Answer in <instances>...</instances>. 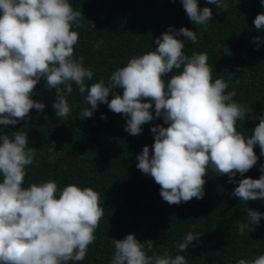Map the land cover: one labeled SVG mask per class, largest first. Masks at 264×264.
Returning <instances> with one entry per match:
<instances>
[{
  "label": "clouds",
  "instance_id": "9594fccd",
  "mask_svg": "<svg viewBox=\"0 0 264 264\" xmlns=\"http://www.w3.org/2000/svg\"><path fill=\"white\" fill-rule=\"evenodd\" d=\"M180 2L195 25H206L213 17L212 9H201L197 0ZM206 3L218 11L227 7L226 0ZM83 19L69 0H0V125L27 121L33 109L44 112L45 104L32 99L41 80L47 89L55 90L56 117L66 118L71 107L65 93L71 94L75 85L85 97L81 119L91 118L99 104H107L110 111L126 117L124 130L137 136L142 125L162 118L167 127L151 128V155L145 146L136 156V167L159 185L160 196L170 206L203 199L204 177L209 170L227 175L228 183L238 184L232 196L242 204L264 200V174L259 179H233L237 174L243 177L257 164L255 147L264 156V116L256 117L251 107L235 102L237 93L235 89L227 91V82L213 80L206 53H184L185 43L177 37L195 44L196 32L169 27L155 39L158 47L154 51L117 68L107 85L103 80L87 85L85 81L92 80L93 72L84 67L82 56L74 57L79 33L73 25L79 28ZM253 23L256 30L264 29V12ZM253 43L264 40L256 36ZM174 69L177 74L166 81L164 77ZM117 89L123 90L122 95L115 92ZM110 93L113 98L109 101ZM246 117L259 121L247 138L236 128L237 121ZM28 144V134L20 130L11 137L0 134V264L83 261L104 216L99 193L74 184L60 190L53 180L23 187L26 168L33 165L37 152ZM54 149L55 142L49 151L59 155ZM49 160L54 162L55 155ZM259 170L264 173V165ZM247 216L250 224L257 225L264 214L247 208ZM248 227L241 223L239 235ZM200 236L187 233L177 245L178 251L186 252ZM111 240V264H188L182 255H148L154 242L141 243L133 234ZM237 264H264V255L239 259Z\"/></svg>",
  "mask_w": 264,
  "mask_h": 264
},
{
  "label": "trees",
  "instance_id": "16d2710c",
  "mask_svg": "<svg viewBox=\"0 0 264 264\" xmlns=\"http://www.w3.org/2000/svg\"><path fill=\"white\" fill-rule=\"evenodd\" d=\"M197 2L201 9H212L213 17L206 25L190 21L180 0H69L85 18L79 28L73 25L79 33L74 57L82 56L84 67L93 72L92 80L85 83L103 80L107 85L117 68L133 57L154 51L158 47L155 39L169 27H184L198 37L195 44L186 37H177L185 43L184 53H206L213 80L227 82V91L235 89L237 93L235 102L251 107L256 117L264 116V43H253L256 36L264 40V29L256 30L253 23L264 12V5L261 0H226L227 7L218 11L206 0ZM174 74L175 69L164 79L167 81ZM122 91L115 90L120 95ZM34 93L32 99L45 104L44 112L33 109L27 121L15 126L0 125V134L11 137L20 130L28 134V146L37 149L33 165L26 168L23 187L53 180L60 190L74 184L99 193L104 216L85 259L75 264H111V239L123 240L128 234L135 235L141 243L154 242L148 255H182L188 264H237L239 259L264 255V217L252 225L247 216V208L264 214V200L242 204L232 196L238 184L228 183L227 175L209 170L204 177L203 199L170 206L160 196L159 185L137 169L136 156L145 146L151 155V128L167 127L162 118L142 125L141 134L132 136L124 130L126 117L110 111L107 104H99L91 118L81 119L85 97L75 85L71 94L65 93L71 107L66 118L56 117L55 90L47 89L43 80ZM112 98L110 93L109 101ZM151 111L154 115V107ZM102 115L106 119H101ZM258 122L246 117L245 121H237V131L250 137ZM53 142L59 155L49 151ZM254 151L259 157L257 164L243 177L237 174L235 181L259 179L264 174L259 170L264 156L258 146ZM52 155L54 162L49 160ZM241 223L249 224L243 236L238 232ZM189 232L200 233L199 241H193L186 252H179L177 245Z\"/></svg>",
  "mask_w": 264,
  "mask_h": 264
}]
</instances>
